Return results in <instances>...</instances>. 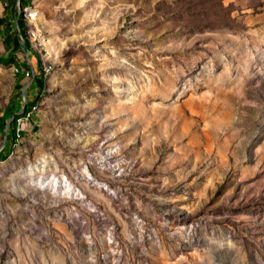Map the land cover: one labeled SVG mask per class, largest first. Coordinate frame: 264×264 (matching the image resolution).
I'll return each mask as SVG.
<instances>
[{
    "label": "rangeland",
    "instance_id": "obj_1",
    "mask_svg": "<svg viewBox=\"0 0 264 264\" xmlns=\"http://www.w3.org/2000/svg\"><path fill=\"white\" fill-rule=\"evenodd\" d=\"M34 5L45 71L0 149V264H264V23L218 0ZM17 74L0 63V147Z\"/></svg>",
    "mask_w": 264,
    "mask_h": 264
},
{
    "label": "trees",
    "instance_id": "obj_2",
    "mask_svg": "<svg viewBox=\"0 0 264 264\" xmlns=\"http://www.w3.org/2000/svg\"><path fill=\"white\" fill-rule=\"evenodd\" d=\"M8 2V5L5 7L9 6V1L6 0L4 1ZM20 4L22 9L27 6V5H32V0H20ZM12 6V5H11ZM18 16H20L18 14V11L16 9H12L9 11V15L8 14H0V37L2 40V43L4 45L5 51L7 52L6 57L5 56H0V63L2 64H14L17 67V71L18 74L16 76V81H17V86L18 88L22 86L23 84V80H24V72L23 68H19L20 64L18 63V57H16V52L19 51V53L21 52L20 46H19V39L17 35H21V32L23 31L24 28H26L24 20L19 18ZM21 17V16H20ZM18 19V22H17ZM17 22V23H16ZM18 30H21L20 32ZM28 49H29V53L30 55L34 54L35 58H36V62H38L39 65L38 66V70H34L35 71V76L41 75L42 76V70H41V60L40 57L37 53L33 52L32 50H30L31 48L27 45ZM26 63L28 64V61L26 60ZM29 66V64H28ZM19 69H21V72H19ZM27 72H29L30 70H26ZM40 88V87H39ZM38 88V89H39ZM35 103V100L32 102H27L26 103V109L24 111V113L22 114L23 116L25 115V113H27L29 110H31V107L33 106V104ZM23 103L22 100L20 98V96L15 95V96H11L8 100L7 103L4 107L3 110V115H2V124L5 125L6 120L13 115L15 112H17L19 109H21ZM20 116H15L12 118L9 127H8V133H7V145L11 146V144L15 143L16 140L18 139L19 136H21L22 134V130H17V118Z\"/></svg>",
    "mask_w": 264,
    "mask_h": 264
},
{
    "label": "crops",
    "instance_id": "obj_3",
    "mask_svg": "<svg viewBox=\"0 0 264 264\" xmlns=\"http://www.w3.org/2000/svg\"><path fill=\"white\" fill-rule=\"evenodd\" d=\"M9 3H14V0H8ZM4 1H0V14H8L11 7L4 9L2 7ZM219 5L224 7L231 6L232 12L246 13L245 21L250 26H257L264 23V0H218Z\"/></svg>",
    "mask_w": 264,
    "mask_h": 264
},
{
    "label": "built area",
    "instance_id": "obj_4",
    "mask_svg": "<svg viewBox=\"0 0 264 264\" xmlns=\"http://www.w3.org/2000/svg\"><path fill=\"white\" fill-rule=\"evenodd\" d=\"M0 1H6V0H0ZM18 1L17 0H14V9H18ZM32 6H35L34 5V0H32V5H31V7ZM20 18V17H19ZM29 33H34L33 32V30H27L26 28H24L23 29V31H22V33H21V36L23 37V42L22 43H20L19 42V46H20V49H21V53H23L24 55H25V57H26V60L28 61V63H29V65H30V69L32 68V65H31V61H30V57H31V55H30V53H29V49H28V47H27V37H28V34ZM18 36V35H17ZM26 36V37H25ZM44 41V43H45V40H43ZM45 45H46V43H45ZM31 71V70H30ZM44 71L45 70H42V74L44 73ZM33 109H34V106L32 107ZM32 112V109L31 110H29L27 113H25V115L23 116L22 114H20V115H18V116H20V117H18L17 118V130H21L20 129V121H21V119H23V118H27V117H29V115H30V113Z\"/></svg>",
    "mask_w": 264,
    "mask_h": 264
},
{
    "label": "water",
    "instance_id": "obj_5",
    "mask_svg": "<svg viewBox=\"0 0 264 264\" xmlns=\"http://www.w3.org/2000/svg\"><path fill=\"white\" fill-rule=\"evenodd\" d=\"M18 39H19V42L22 43L23 42V37L19 34L18 35ZM35 78V71L33 70V68H31V76L30 78L23 84L22 86V89H21V96H22V107L21 109H19L17 112H15L13 115H11L7 121H6V124H5V127H4V137H3V141L1 143V147L0 149L4 146L5 144V141L7 139V133H8V127H9V124L12 120L13 117L17 116V115H20L22 113H24L25 109H26V101H25V95L27 94V87L33 82Z\"/></svg>",
    "mask_w": 264,
    "mask_h": 264
},
{
    "label": "bare ground",
    "instance_id": "obj_6",
    "mask_svg": "<svg viewBox=\"0 0 264 264\" xmlns=\"http://www.w3.org/2000/svg\"><path fill=\"white\" fill-rule=\"evenodd\" d=\"M18 1V9H17V11H18V14L21 16V14H23V12L24 13H26L27 15H28V17L30 18V19H35L36 17H37V13H35V12H31V5H27V6H25L23 9H22V7H21V4H20V0H17ZM8 5V2H5L4 3V6H7ZM24 16V15H23ZM28 18V19H29ZM17 23V22H16ZM19 31V30H18ZM44 186V185H43Z\"/></svg>",
    "mask_w": 264,
    "mask_h": 264
}]
</instances>
